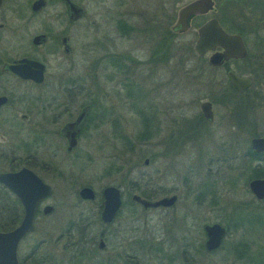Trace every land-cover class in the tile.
<instances>
[{
  "label": "rangeland",
  "instance_id": "1",
  "mask_svg": "<svg viewBox=\"0 0 264 264\" xmlns=\"http://www.w3.org/2000/svg\"><path fill=\"white\" fill-rule=\"evenodd\" d=\"M187 1L190 0H181L176 7ZM214 1L219 5L215 6L214 12L216 8H222L220 12L228 17L225 22L227 24L236 22L238 28L243 29L241 11L239 17H236V11L241 4L239 0ZM81 2L86 6V14L75 25V39L73 38V44L76 45L74 54H76L77 67L84 68L87 61L90 62L108 51L120 52L122 58L132 59L130 64L134 66L130 71L131 77L138 82L136 86L131 87L132 90L130 89L132 95L130 103L134 111L138 110L141 114L147 112L149 100L145 86H148L151 79L149 73L158 63L161 64L162 61L158 60L162 57L169 58L168 62L164 63L168 74L166 71L156 70L160 72L155 76L161 77V73H164V79L168 80L163 88L159 87L161 95L157 99H164L168 103L171 110L170 121L173 117L184 119L198 114V104L210 100L213 95H226L228 98L224 97L220 101L217 99V103L213 102V121L211 124H203L204 133L201 131L193 142L185 141L186 143L181 144L174 155L170 154L167 158H162L160 152L165 144L161 145L159 138L140 143L139 138L136 137L135 140V133L141 130L143 123L140 116L129 114L125 106L127 99L120 90L117 94L121 96L117 98L110 92L108 102L113 101L112 108L121 110L126 117L123 118V122L116 123L118 128L124 125L121 138L109 131L107 123L104 132L100 135L83 137L79 140L78 151L74 156L77 152H82L83 159H74L70 163L71 168L68 165L64 170H60L68 177L61 180L58 176L52 183L53 198L50 202L53 201L52 204H55L56 209L47 218H36L34 231L18 244V256L21 257L30 247L43 239L44 246L55 253L56 261L53 264H89L87 258H84L87 257L85 250L88 248V243L83 239L84 232L82 229L75 231L76 227L84 228V226L73 223L79 219L78 212L87 210L88 212H85L89 225L97 228V219L91 213L95 206L75 202L76 190L81 185L87 184L98 193L105 185L122 184L128 179L136 180L139 184L145 183L148 174L154 176L159 169L157 171L164 174L165 188L171 191L170 193H176L178 200L172 209L144 211L140 207L133 208L132 218L137 219V258L140 264H264V214L257 212L251 206L246 210L247 201L252 204L253 199L247 189L248 179L244 182V176H248L250 171L245 165L235 166L238 162L243 163L242 153L249 145L252 136L248 134L255 132L264 135V26L259 27L263 41L257 42L260 46L258 51L262 69L258 72V77L250 88L251 91L229 97L225 70L208 67L206 57L202 61L190 52L195 28L189 33L169 37L167 41L161 43L159 59H152L153 65L148 64V59L155 54L154 49L158 47L156 37L152 39L147 37L152 28L151 19L161 20L160 4L163 2L164 8H168L170 13H175L176 7L172 1L83 0ZM118 18L133 24L132 32L124 36L119 35L120 30H116ZM237 18L239 20H236ZM133 28H137L138 31L134 33ZM248 39L252 48L248 46ZM255 39L247 38V46L251 54H256L257 51L253 52L252 43ZM230 67L237 74L246 75L244 72L247 71V67L243 62H231ZM157 77H154V80ZM126 81L127 79L123 77L122 82ZM255 82L256 84L259 82L258 85L255 86ZM253 91L257 92L256 97ZM260 95L262 103L258 99ZM122 105L123 109H120ZM239 105L249 108L244 110V117ZM173 121V126H177L178 118ZM238 121H245L244 125L247 127L251 124L252 126L247 130L249 132L244 130V126L239 128ZM26 141L29 142L30 139L26 138ZM177 142H173V145ZM179 142L184 140L181 139ZM226 147H230L229 151L225 150ZM153 155L154 160L150 165H141L144 158ZM227 156L233 158L226 165L224 158ZM131 165H134L132 171L124 175ZM231 176L237 177L238 180L231 183L232 178H229ZM199 188L202 189V196L206 195L203 196V202H200L201 197L196 198L200 192ZM209 194H213L215 200H212ZM122 200L123 206L117 221L121 228L131 218L128 214L130 210L127 209L128 196L124 194ZM227 220H230V226L225 224ZM213 222L228 226V233L217 251L207 253L203 246L205 238L202 228L203 225ZM247 242L249 247L246 257L243 248L244 243ZM72 244L77 245L74 250ZM151 244H156V248L160 246L162 250L158 253L147 250ZM92 255L89 257L95 258Z\"/></svg>",
  "mask_w": 264,
  "mask_h": 264
},
{
  "label": "flooded vegetation",
  "instance_id": "2",
  "mask_svg": "<svg viewBox=\"0 0 264 264\" xmlns=\"http://www.w3.org/2000/svg\"><path fill=\"white\" fill-rule=\"evenodd\" d=\"M36 1L38 0H0V172L13 174L22 169H27L34 173L42 183L50 187V194L42 197L37 203L33 217V230L26 233L22 239L34 231L37 217L47 218L54 213L56 206L52 204L53 201L50 202L53 198L52 183L58 176L61 180L68 177L65 172L60 170H64L68 165L70 166L71 161L79 158L83 159L84 155L82 152H77L74 156V153L78 151L79 140L83 137L100 135L104 132L107 123L109 124V131L118 138H121L124 125L118 128L116 123L123 122V118L126 117L121 110L112 108L113 101L111 102L112 104L108 102L107 98L110 96V92L116 98L123 94L127 99L125 106L129 110V114L140 116L143 123L140 131L137 132L134 129L136 131L135 140L138 137L137 135L140 134L146 135L147 140L159 138L161 140V143H159L161 145L165 144L161 149L162 152H160L162 158H167L170 154L174 155L181 144L195 141V138L199 136L201 131L204 133L202 130L203 124H211L213 121L212 105L214 103L210 100L204 101L210 103L211 120L205 119L202 115L199 107L200 102L198 104V114L184 119L173 117L171 118L172 122L170 121L171 110L168 103L164 99H157L161 95L160 88L166 85L168 79H164V73H161L162 78L155 76L157 72H160L156 70L166 71L168 74V69L164 66V63L168 62L169 58L162 57L159 59L160 54L158 52L147 61L149 65H153L152 59L162 61L161 64L158 63L155 66L156 68H153L149 73L152 80L150 79L148 86H145L149 100L147 112L145 111V113L141 114L138 110L134 111L130 103L132 100L130 91L132 90L131 87L136 86L138 82L134 80V77H131L130 71H132V66H134V64H130L132 59L122 58L120 52L108 51L99 55L98 58L90 60V62L87 61V65L84 68L80 69L77 67L76 54H74L76 45L73 44V38L75 25L86 14V6L81 2L83 0H41L42 2L40 3H36ZM169 1H172L175 7L181 2V0ZM191 1L193 0L184 2L176 7L175 13H170L168 8H164L165 3H161V14H159L161 20L155 21L151 19V25L149 21V25L152 28L151 31L149 30L147 37L151 39L156 37L158 43H163L169 38L166 30L172 33V37H175L179 34L189 33L192 28H195L193 34L194 41L190 47V52L194 53L199 59L205 57L207 59L209 54L221 51V48L217 46L213 51H207L204 55L199 56L193 50V44L197 39V27L207 19L215 18L226 33L238 34L241 37L246 55L243 58H230L220 66H209L210 68L225 70L228 84L232 91H234L230 85L227 72L232 71L237 74L230 67V63L243 62L247 67V71L244 72L246 75H237L248 78L250 83L243 90L234 92L239 94L248 93L251 91L250 88L253 86L254 81H256L255 78L258 77V72L262 69L259 59L260 52L258 51L260 50V46L257 42L263 41V38L259 34V27L264 26V0H239L241 4L240 8L236 11V17H239L241 11V21L243 24L241 32L234 30L238 29L236 22H234L235 24H227L225 22V19H228V17L225 14L222 15L220 12L222 8L218 7L219 10L216 8L217 10L214 12L215 6H219L214 0H212V9L206 13L188 17V27L185 31L178 32L176 29H172L171 27L176 21L177 10ZM71 5L76 9L78 8V13L74 12ZM236 20H239V18ZM132 27L133 24L128 21L126 22L122 18H118L116 21V30H120L119 35L121 36L132 32ZM137 31V28H133L134 33ZM250 37L256 38L252 43L254 44L253 52L257 50L256 54L249 52L248 46H250V42L248 39L247 46V38ZM22 60L36 62L42 65V69L37 65L27 67L25 63H21ZM124 61L127 63H124ZM10 66L14 67V69H11ZM40 69L42 72L40 82H35L31 78L22 76L24 73H37ZM153 76L157 77V79L154 80ZM123 77L127 79L126 82H122ZM258 83L256 84L255 82V86ZM118 90L121 91V94H117ZM253 92L256 97L257 92ZM258 99L262 103L261 95ZM120 109H123V105ZM81 112L83 113L82 117L74 124ZM175 118H178V122L176 121L177 126H173V119ZM73 129H76L75 145L68 148V138ZM132 135L130 134V136ZM250 137L264 138V135L257 134ZM26 138H29L30 141L27 142ZM181 139L184 142H179ZM250 140L248 147H245L242 153L243 163L238 162L235 166L245 165V168H248L249 171L252 168H256L261 172L258 177H252L247 181V189L253 199L251 200L252 204L247 201L246 210L251 206L257 212L264 214V196L256 198L248 188L250 180L264 178V151L253 150ZM31 141L33 145L30 144ZM175 141L178 142L176 145H173ZM229 148L226 147L225 150L229 151ZM150 158H147L148 162L146 164L141 162V165H150V162L154 160V155ZM232 158L230 156L224 158L226 165L229 164ZM132 167L134 165L129 166L130 169L124 175L132 171ZM118 170H115V172ZM157 170L154 176L148 174V179L145 183L139 184L136 180L128 179L123 182L124 184L122 183L123 185H113L119 189L120 204L110 222H105L99 217L103 201L102 189L106 185L98 193H95L91 186L87 184L81 185L76 190L75 202L87 205L94 204L95 206V209L91 213L97 219V228L89 225L86 217L87 210H85L86 212L84 210L78 212L80 215L79 219L73 223L84 226V228L76 227L75 231L82 229L84 232L82 233L85 235L83 239L88 243V248L85 250L87 257L84 258H87L89 264H140L137 258V219L136 217L132 218V215L134 207L144 209L131 199L133 194L141 195L133 191V188L138 187L139 190H145L146 197H140L148 200H157L170 195L176 196V200L171 207L148 208L144 211L172 209L178 200L176 193H170L171 191L165 188L163 182L165 181L163 178L164 174ZM229 178H232V176ZM0 186L4 187L9 199L17 201L19 204L17 207L19 214L17 225L23 215V207L20 200L6 185L0 183ZM85 186L93 190V199L85 200L79 197V190ZM122 188L125 189L122 190ZM199 191L196 198L201 197L200 202H203V196L206 195L202 196V189L199 188ZM123 192L129 199L127 209L130 210L128 214H130L129 217L131 218L121 228L120 223L117 224V221L123 206ZM209 195L213 198V194ZM46 206L51 208L48 213H44L43 211ZM9 207L10 201L7 199L4 204V217L10 216ZM123 235L125 236L123 237ZM44 244L45 240H39L21 257L18 256V245L16 250L18 264H26L27 262L29 264H53L56 261V258H54L55 253L50 248H46ZM244 245V256H246L249 242L247 244L244 243ZM76 246L72 244V249L74 250ZM155 246L156 244H151L147 250L156 253L162 250L160 246L158 248ZM220 246L209 253H214ZM91 254L95 258H90Z\"/></svg>",
  "mask_w": 264,
  "mask_h": 264
},
{
  "label": "water",
  "instance_id": "3",
  "mask_svg": "<svg viewBox=\"0 0 264 264\" xmlns=\"http://www.w3.org/2000/svg\"><path fill=\"white\" fill-rule=\"evenodd\" d=\"M37 2L40 3L42 1L38 0ZM212 7V0H193L185 4L177 10L176 21L171 28L176 29L178 32L185 31L188 27L187 19L189 16L206 13ZM71 8L74 9L75 13H78V8L76 9L73 5H71ZM196 33L197 39L193 44V50L197 55L202 56L207 51H213L217 46L221 48V51L212 52L207 57V63L210 66H220L230 58H243L246 55L241 37L238 34L226 33L215 18H209L204 21L197 27ZM21 63H25L27 67L37 65L42 69V65L33 61L22 60ZM11 69H14V67H11ZM41 69L37 73H24L22 76L31 78L35 82H40L42 79ZM227 76L231 87L236 92L243 90L250 83L248 78L239 76L232 71H228ZM199 107L205 119L211 120L210 103L203 101ZM82 115L83 113L81 112L74 124L79 121ZM72 131L68 138V148L73 147L76 141V129ZM250 145L255 151H264V138L253 137L250 140ZM147 162V158L142 161L143 164ZM0 183L6 185L19 198L23 207V215L20 222L10 230L0 231V264H18L16 256L18 243L26 233L33 230V217L37 203L42 197L50 194V187L42 183L34 173L27 169H22L13 174L0 172ZM248 188L256 198H262L264 196V178L250 180ZM78 195L85 200H90L94 197L93 190L87 186L82 187ZM102 196V209L99 217L105 222H110L120 204L119 189L116 186L107 185L102 189ZM131 199L146 210L156 207H171L176 200V196L170 195L157 200H148L133 194ZM50 209L49 206H46L43 211L48 213ZM227 230L226 225L217 222L205 224L203 226L205 251L210 252L217 249L225 238Z\"/></svg>",
  "mask_w": 264,
  "mask_h": 264
},
{
  "label": "trees",
  "instance_id": "4",
  "mask_svg": "<svg viewBox=\"0 0 264 264\" xmlns=\"http://www.w3.org/2000/svg\"><path fill=\"white\" fill-rule=\"evenodd\" d=\"M234 30H238V32H241V29L240 28L234 29ZM166 31L168 32V35L171 38L173 36L172 33L170 31H168V30H166ZM158 44H159L158 47L156 49H154V53L159 52V50L161 48V45L162 44L161 43H158ZM201 60L203 61V59H201ZM205 66H206V64H205ZM208 67H210V66H208ZM212 69H214V68H212ZM226 82L228 83V80ZM227 87H228V90H229L228 91L229 92V95H230L229 97H231L233 94L234 95H237V94L240 95L239 93H235L234 91H232V89L230 88L229 84H227ZM219 96L213 95L212 97H210V100L212 102H214V103H217V101L218 100L220 101L221 98L222 99H224V97H226V99L228 98L226 95L225 96L219 95ZM215 97H217V98H215ZM238 107L240 108L241 111H243V112H241V114H243V117H244V110H247L249 108H244L243 106L241 107V105H239ZM198 116L200 117V115H198ZM240 122L241 121H238L237 122V125L240 126V127L244 126V130H246V131L249 130L250 126H252L250 124L249 127H247V125L246 126L244 125V122L245 121L244 122H241L242 124ZM247 132H249V131H247ZM249 134H251V135H257L255 132H251ZM137 138H139V140H138L139 143L147 140L146 135H139ZM246 147H248V146H246ZM260 173L261 172L259 170H257L256 168L255 169L254 168L250 169V174L248 173L249 174L248 176L247 175L244 176V182L247 179H249V178L258 177L260 175ZM232 179L233 180L231 181V183H233L237 179V177H233ZM133 191L141 194L140 196L146 197L145 196V192L139 190L138 187L133 188ZM213 197H214V195H213ZM7 199L10 201V207H9V209H10V216L9 217H4L3 216V213H4V204L7 201ZM211 199L212 200H215V197L214 198H211ZM18 206H19V204L17 203V201H13V200L9 199L7 197V194H6V191H5L4 187L3 186H0V231H7V230L12 229L16 225V223L19 221V214H18V209H17ZM225 224L230 226V220L229 221L228 220L225 221ZM237 224L239 225V223H237ZM199 246L201 247V244Z\"/></svg>",
  "mask_w": 264,
  "mask_h": 264
}]
</instances>
